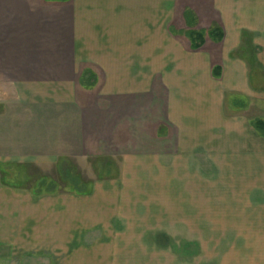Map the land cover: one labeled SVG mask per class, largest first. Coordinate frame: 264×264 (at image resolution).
Here are the masks:
<instances>
[{
    "label": "crops",
    "instance_id": "0c3cea01",
    "mask_svg": "<svg viewBox=\"0 0 264 264\" xmlns=\"http://www.w3.org/2000/svg\"><path fill=\"white\" fill-rule=\"evenodd\" d=\"M188 30L206 33L199 48ZM253 118L264 0H0V264H264ZM99 159L110 174L80 192L2 178L8 162ZM146 239L262 242H121Z\"/></svg>",
    "mask_w": 264,
    "mask_h": 264
},
{
    "label": "rangeland",
    "instance_id": "374dc122",
    "mask_svg": "<svg viewBox=\"0 0 264 264\" xmlns=\"http://www.w3.org/2000/svg\"><path fill=\"white\" fill-rule=\"evenodd\" d=\"M75 162L66 163L59 165L53 169V167H48L49 165L36 164L32 165L11 163L8 162L2 166L3 180L7 184L21 185L25 186L33 192H40L53 186L54 191H59V193H65L68 191H83L86 184L92 179L97 178V176H106L111 172L112 164L111 161L104 159L92 160V163H88V169L84 170V167L78 169L76 168ZM95 164V165H93ZM69 165V166H68ZM75 165V166H74ZM63 166V167H62ZM95 167V171L93 170ZM64 167H66L64 169ZM68 167V168H67ZM111 167V168H110ZM82 170V171H81ZM44 192V191H43ZM216 210V209H215ZM218 214L213 215L216 219ZM139 227H141L139 225ZM142 228V227H141ZM143 230V229H142ZM143 233V231L141 232ZM154 236H159V230L154 229L152 232ZM123 246L129 247H254L260 246L261 240H166V239H146V240H132V241H121Z\"/></svg>",
    "mask_w": 264,
    "mask_h": 264
},
{
    "label": "trees",
    "instance_id": "16d2710c",
    "mask_svg": "<svg viewBox=\"0 0 264 264\" xmlns=\"http://www.w3.org/2000/svg\"><path fill=\"white\" fill-rule=\"evenodd\" d=\"M205 32L203 30H188L186 32V36L188 37L190 44H191V48L193 49H197L199 48L203 42H204V36H205ZM208 36L215 40L218 41L221 38V31L219 30V28L214 27L212 29H210L209 31H207ZM81 78L80 83L84 82L85 80ZM251 126L257 130L260 134L264 135V121L263 119L260 118H253L251 120ZM53 186L51 185L49 188L47 187L45 189V191H54Z\"/></svg>",
    "mask_w": 264,
    "mask_h": 264
}]
</instances>
